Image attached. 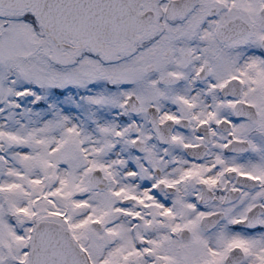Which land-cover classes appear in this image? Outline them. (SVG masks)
<instances>
[{
	"label": "snow or ice",
	"instance_id": "snow-or-ice-1",
	"mask_svg": "<svg viewBox=\"0 0 264 264\" xmlns=\"http://www.w3.org/2000/svg\"><path fill=\"white\" fill-rule=\"evenodd\" d=\"M0 264H264V0H0Z\"/></svg>",
	"mask_w": 264,
	"mask_h": 264
}]
</instances>
